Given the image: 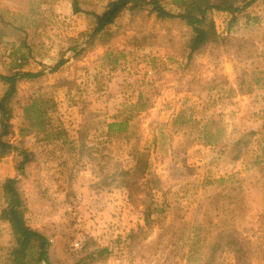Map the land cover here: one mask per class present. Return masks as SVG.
I'll return each instance as SVG.
<instances>
[{"label": "rangeland", "instance_id": "rangeland-1", "mask_svg": "<svg viewBox=\"0 0 264 264\" xmlns=\"http://www.w3.org/2000/svg\"><path fill=\"white\" fill-rule=\"evenodd\" d=\"M108 1L81 0L86 11L75 13L71 0H0V14L8 22L0 44V72L18 67L43 72L20 81L11 103L15 135L7 139H21L25 129L27 145L37 153L28 168L31 176L23 179L26 215L50 237L52 263L70 264L74 252L93 242L113 250L98 264H188L191 255L192 260L202 256L211 236L235 228L252 264H264V0L253 10L214 11L220 36L231 39L214 53L198 55L192 71L186 69L184 48L192 29L179 18H159L148 5L136 19L125 11L111 26L118 34L109 43L91 38L96 18L88 11L101 12ZM236 37L254 41V58L238 56L227 46ZM106 50L121 55L118 65L105 56ZM62 59L67 61L54 71ZM216 73H223L228 84L213 82L202 90L200 84H211ZM240 77L246 78L245 88L253 89L228 96ZM63 78L73 83L57 87ZM6 87L0 81V95ZM140 93L147 106L130 118L129 130L105 137L108 123L136 103ZM38 96L57 100L55 122L67 130L66 141L46 143L30 131L21 105ZM181 109L195 118L193 131L174 124ZM204 125L223 129L216 143L196 138L197 127ZM85 134L90 144L91 139L103 141L97 146H106L107 158L97 153L98 161H79ZM135 156L147 163L139 177L137 203L130 200L120 175L135 165ZM18 158L15 152L0 151V207L3 183L13 171L16 175ZM98 162L109 176L118 174L99 193L91 187L98 180ZM57 184L67 189L66 195L70 186L77 192L73 205L58 203ZM150 201L163 209L153 217L171 225V231L160 238L162 228L155 222L150 236H139L132 248L128 233L146 226ZM10 230L9 222L0 219V258L12 246ZM210 264H235V255L220 252Z\"/></svg>", "mask_w": 264, "mask_h": 264}, {"label": "trees", "instance_id": "trees-1", "mask_svg": "<svg viewBox=\"0 0 264 264\" xmlns=\"http://www.w3.org/2000/svg\"><path fill=\"white\" fill-rule=\"evenodd\" d=\"M71 1L75 13L86 11L81 5V0ZM255 1L257 0H109L103 11H88L96 18L91 38L99 37L102 43H109L118 34L112 30L111 26L117 23V20L125 11H130L132 19H136L141 15L143 7L148 5L159 18H179L185 21L192 29L191 35L184 45V48L188 49L187 64L185 66L188 71H192V66L195 64V58L198 55L203 54L207 50L214 53L216 49L219 50L221 45L224 44V40L231 39L230 36L227 38L220 36L216 21L213 18V12L219 11L233 14L249 7ZM5 24H8V22L0 14V44L4 42L7 35ZM227 46H231L238 56H243L247 59H252L256 55V44L250 38L236 37V41L234 43L231 41ZM113 52L115 51L106 50L105 56L111 59L110 62L112 64L118 65L121 55H113ZM65 61V59L60 60L54 71L62 66ZM42 74L43 72L27 71L21 67L16 68L11 73L0 72V81L7 85L5 91L0 95V151L15 152L20 157L17 160L16 175L7 177L3 183L4 205L0 207V219L9 222L13 242L11 248L1 255L0 264H53L50 258V237L43 230L31 225L26 215V194L23 179L31 176L28 168L37 160V153L27 145L25 129L21 130V139L17 141L7 139L9 136L15 135L11 103L18 96L20 81L36 78ZM212 80L211 84L209 82L201 83L202 90L212 88L213 82H217L223 87L228 84V80L223 73H216ZM72 83L73 81L69 78H63L56 86H69ZM246 83V78L240 77L238 87L230 86L228 96H234L238 92L251 91L253 87L245 88ZM146 106L144 95L140 93L136 103L128 106L126 112L121 110L114 116V120L108 123V129L104 136L108 137L106 135L110 136L117 132L129 130L130 118L135 116L138 111L144 110ZM21 107L30 123V131L35 134L37 140L46 143L66 141L67 130L61 124L58 125L55 122L58 102L53 96L35 97L31 102L22 104ZM173 120L175 125L182 128L189 126L192 129L191 124L194 125L195 123V118L186 109H181ZM262 128L264 129V125ZM197 131L196 138L202 139L207 143H216L221 138L223 129L218 127V129L213 130L211 125H204L197 127ZM87 136L85 134L80 137L79 150L77 151L79 161H85L86 163L98 161L95 156L97 153L107 158L103 152L106 146H97L102 144L103 141L98 138L96 139L97 144H95V139H91L93 142L90 144L89 138H85ZM135 158V165L132 168L122 169L120 172V175L126 179L124 185L128 187L129 198L130 200L132 199L133 203H137L136 191L140 190L139 177L145 171L147 165L139 156H135ZM109 162H106V164ZM97 165L99 169L97 172L98 180L94 181L91 187L99 193L109 188L110 179L114 181L118 174L109 176L104 164L98 162ZM128 177L132 178V183L127 181ZM72 179L73 175L71 174L70 182ZM152 180L161 182L160 178L154 177ZM150 182L152 181L150 180ZM70 188L71 191L69 190L67 194L68 199L75 195L72 186ZM145 211L146 226H140L138 231L132 229L128 233L132 248L139 236H145L143 239L150 236L155 222L161 225L162 228V232L159 234L160 238L171 231V225L165 224L159 216L153 217L155 211L157 213L163 211V209L155 206V202H148ZM173 243L176 244L179 241L175 240ZM205 244L202 256L192 260L194 255H191L188 264H210L216 260L220 252L224 251H232L234 253L235 264H252V255L242 245L239 230L235 228L217 232ZM92 245L95 246L92 247ZM180 250H176L177 255L181 254ZM112 253L113 250L109 246L88 242L85 243L81 250L73 253V261L70 264H98L106 261Z\"/></svg>", "mask_w": 264, "mask_h": 264}, {"label": "crops", "instance_id": "crops-1", "mask_svg": "<svg viewBox=\"0 0 264 264\" xmlns=\"http://www.w3.org/2000/svg\"><path fill=\"white\" fill-rule=\"evenodd\" d=\"M260 2V0H257L256 2H254L252 5H250L249 6V9H251V10H253V9H255L256 8V5L258 4ZM67 61V60H66ZM15 175V171H13L11 174H10V176H14ZM58 175V174H57ZM7 176H9V175H6V177ZM49 180H50V185H55L56 183L54 182V181H52L51 179H50V177H49ZM42 182H43V180H41ZM43 185H44V183H43ZM58 186V188H59V190H57L58 191V198H56V199H58L57 201H58V203H61L63 206H67V207H69V206H71V205H73V203H75L76 201H77V192L75 191V193H76V196L74 197V198H69L68 199V197H67V195H66V193H67V189L65 190V187H63V186H61L60 184H57ZM60 185V186H59ZM49 186V185H48ZM48 186H46V185H44V189H46V188H48ZM56 187V186H55ZM49 193V192H48ZM54 198V197H53ZM52 199V198H51ZM48 202V201H47ZM51 203V202H50ZM60 216V215H59ZM40 221V220H39ZM41 224H44V223H42L41 222ZM45 225V224H44ZM36 226H38L37 224H36ZM39 227V226H38ZM41 229H43L44 230V226L42 227H40ZM10 233H11V230H10Z\"/></svg>", "mask_w": 264, "mask_h": 264}]
</instances>
